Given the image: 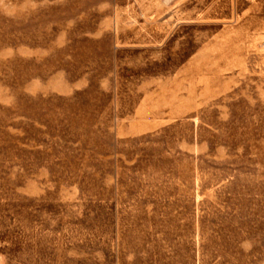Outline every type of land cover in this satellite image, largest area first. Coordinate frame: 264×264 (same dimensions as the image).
Returning a JSON list of instances; mask_svg holds the SVG:
<instances>
[{
	"label": "rangeland",
	"instance_id": "rangeland-1",
	"mask_svg": "<svg viewBox=\"0 0 264 264\" xmlns=\"http://www.w3.org/2000/svg\"><path fill=\"white\" fill-rule=\"evenodd\" d=\"M0 264H264V0H0Z\"/></svg>",
	"mask_w": 264,
	"mask_h": 264
}]
</instances>
